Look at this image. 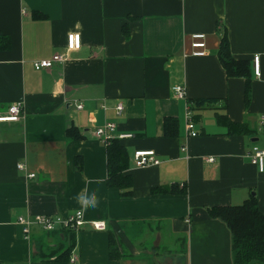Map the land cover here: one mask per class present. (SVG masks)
Returning a JSON list of instances; mask_svg holds the SVG:
<instances>
[{
	"label": "crops",
	"instance_id": "1",
	"mask_svg": "<svg viewBox=\"0 0 264 264\" xmlns=\"http://www.w3.org/2000/svg\"><path fill=\"white\" fill-rule=\"evenodd\" d=\"M222 29L231 55L250 61L247 104L244 79L227 77L218 60ZM71 32L79 47L62 63L33 67L62 52ZM197 33L202 56L192 54ZM0 34L10 41L0 49V113L16 102L22 111L18 122H0V264H233L229 230L206 210L255 196L264 214V173L245 156L264 150V0H0ZM189 103L195 136L185 131ZM218 115L250 133L229 134ZM167 116L176 119L169 136ZM107 121L132 134L119 140L128 196L106 184L105 146L92 132ZM137 149L159 163L135 167ZM76 210L84 223L73 232L33 223L25 236L16 221Z\"/></svg>",
	"mask_w": 264,
	"mask_h": 264
},
{
	"label": "trees",
	"instance_id": "2",
	"mask_svg": "<svg viewBox=\"0 0 264 264\" xmlns=\"http://www.w3.org/2000/svg\"><path fill=\"white\" fill-rule=\"evenodd\" d=\"M37 18L43 15L35 12ZM10 45L9 38L0 34V49H7ZM219 63L227 77H239L244 79V101L247 104L251 92V65L247 59H236L231 55L226 30L222 29L219 48L217 52ZM191 102V101H190ZM193 103L196 106L206 104V100L197 99ZM190 104V103H189ZM191 104L189 105L190 108ZM217 120L222 122L229 134L250 133L246 124L231 122L226 115H218ZM77 139L76 131L67 130ZM176 131V119L172 116L164 118V134L169 136ZM106 168L108 187L117 188L122 195L130 194L131 177L125 173L128 168V155L125 147L118 139H111L105 144ZM156 191H162L156 189ZM212 219H218L225 223L230 233L233 264H250L252 262H264V214L257 206L255 196H250L242 203L236 205L212 206L206 210ZM73 232L72 229L64 230ZM109 256L116 257L115 241L109 234ZM67 252V250H66ZM64 252V253H66Z\"/></svg>",
	"mask_w": 264,
	"mask_h": 264
},
{
	"label": "built area",
	"instance_id": "3",
	"mask_svg": "<svg viewBox=\"0 0 264 264\" xmlns=\"http://www.w3.org/2000/svg\"><path fill=\"white\" fill-rule=\"evenodd\" d=\"M193 42L191 47L193 49L192 54L195 56H202L205 54L203 34L197 33L192 34ZM79 47V34L71 32L66 35L65 45L62 52L54 53L49 59H39L32 62L35 69L50 68L53 63H62L67 57L70 51L75 50ZM259 56L255 54L252 56L253 74L259 76ZM173 92L176 96L182 97L184 94L181 86H173ZM81 104L77 103L76 107L81 108ZM105 109L104 104L101 106ZM115 112L120 114L123 107L121 103H117L114 107ZM21 104L19 102L12 103L7 106L4 113H0V122H18L21 118ZM259 129H264V114L259 116L258 119ZM185 131L188 136H195L196 130L194 129L191 112L189 107L186 108L185 112ZM93 136L99 139L105 146L111 139H124L132 137L131 133L116 132V125L112 121L105 122L102 126L94 128L92 132ZM183 150V148H181ZM250 163L256 165L260 172L264 173V150L253 146L249 151L245 153ZM206 162H212L213 158L208 157ZM132 163L135 167H144L147 165H156L159 163L155 152L153 150H134L132 154ZM16 168L20 171H24L25 164L18 162ZM34 173L27 174V177L32 178ZM17 223L21 226L23 235L26 236L29 226L33 223L39 225L43 230L50 232L58 228L72 229L79 228L84 223V218L81 210H76L73 214L68 216L60 215H47V214H36L32 218L25 216H19ZM91 226L95 230H104L105 224L102 221H90ZM74 257L71 256L70 261H74Z\"/></svg>",
	"mask_w": 264,
	"mask_h": 264
},
{
	"label": "water",
	"instance_id": "4",
	"mask_svg": "<svg viewBox=\"0 0 264 264\" xmlns=\"http://www.w3.org/2000/svg\"><path fill=\"white\" fill-rule=\"evenodd\" d=\"M251 195H253V193Z\"/></svg>",
	"mask_w": 264,
	"mask_h": 264
}]
</instances>
